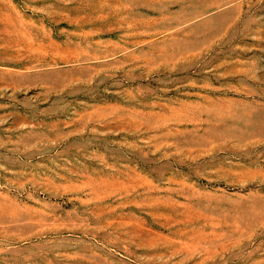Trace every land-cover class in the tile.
<instances>
[{
    "label": "rangeland",
    "instance_id": "rangeland-1",
    "mask_svg": "<svg viewBox=\"0 0 264 264\" xmlns=\"http://www.w3.org/2000/svg\"><path fill=\"white\" fill-rule=\"evenodd\" d=\"M0 264H264V0H0Z\"/></svg>",
    "mask_w": 264,
    "mask_h": 264
}]
</instances>
